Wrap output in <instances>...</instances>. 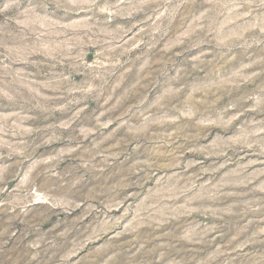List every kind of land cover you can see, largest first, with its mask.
Instances as JSON below:
<instances>
[{"label":"rangeland","instance_id":"obj_1","mask_svg":"<svg viewBox=\"0 0 264 264\" xmlns=\"http://www.w3.org/2000/svg\"><path fill=\"white\" fill-rule=\"evenodd\" d=\"M0 264H264V0H0Z\"/></svg>","mask_w":264,"mask_h":264}]
</instances>
